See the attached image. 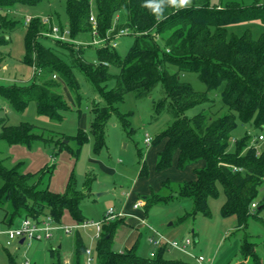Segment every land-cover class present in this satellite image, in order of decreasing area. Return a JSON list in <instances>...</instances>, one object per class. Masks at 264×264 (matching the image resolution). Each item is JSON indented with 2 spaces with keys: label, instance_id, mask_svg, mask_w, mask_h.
<instances>
[{
  "label": "trees",
  "instance_id": "1",
  "mask_svg": "<svg viewBox=\"0 0 264 264\" xmlns=\"http://www.w3.org/2000/svg\"><path fill=\"white\" fill-rule=\"evenodd\" d=\"M40 1L0 0V11L18 4L33 6ZM144 4L145 0H66L64 23L57 16L56 22L44 23L38 17L30 18L25 25L21 22L23 63L32 69V82L26 86L0 84V99L17 112L34 102L39 115L61 121L69 106L58 90L65 86L79 104L77 74H80L98 97L90 109L89 133L94 152L99 153L106 146V125L111 117L118 120L127 135L131 133L126 119L117 110L124 93L130 92L140 99L159 85L162 97L154 103V113L166 111L172 122L151 141L153 146H160L155 170L175 166L183 171L189 166L196 167L192 169V180H164L158 191L145 198V211L154 205L188 199L192 208L178 218L179 223L198 215L209 217L208 200L217 197L221 188L225 196L222 217H235L237 230H245L250 219L264 226V220L258 216L264 208V141L257 140L259 134H264V33L258 39H253L248 31L229 38L226 33V27L234 23L258 21L264 25V0H254L251 5L216 6H211L209 0H192L191 6L179 10L166 7L162 20H157ZM93 14L95 35L89 20ZM17 24L0 13V66L5 61L1 48L8 42L6 34ZM53 25L61 32L67 30L68 40L46 36ZM120 31L133 36L124 57L118 56L109 44ZM88 36L91 39L85 46L82 38ZM45 40L53 45L44 44ZM94 40H103L104 45L95 46L96 61H88L83 50L92 47ZM110 67L116 68L117 74H111ZM184 73L197 74L206 90L197 92L183 82L180 76ZM112 79L115 87L108 89L107 82ZM211 92H218L221 103L218 110H211ZM203 104L207 105V111L191 118L185 115L187 110ZM238 124L248 130L233 141L231 132ZM54 136L28 123L9 125L0 117V141L10 145L30 148L35 143L53 144L54 154H58L62 150L72 153L68 145L71 141L76 155L87 141L82 130L72 139ZM137 155L142 160L140 175L145 176L147 167L138 149ZM198 164L201 166L197 167ZM20 167L16 163L6 168L0 159L3 227L16 226L24 218L40 220L46 215L60 223L65 213L75 223L84 221L80 206L85 194L74 186L72 177L63 193H54L43 185L45 175L51 174L49 167L35 173L21 172ZM253 203H256L254 210ZM119 224V220L102 224L94 264H180L164 258V246L152 257L138 255L135 245L122 252L113 250V234ZM85 248L77 233L71 264H83ZM49 252L55 264H63L57 248ZM239 254L243 261L262 264L247 233L241 239Z\"/></svg>",
  "mask_w": 264,
  "mask_h": 264
},
{
  "label": "rangeland",
  "instance_id": "2",
  "mask_svg": "<svg viewBox=\"0 0 264 264\" xmlns=\"http://www.w3.org/2000/svg\"><path fill=\"white\" fill-rule=\"evenodd\" d=\"M66 0H41L36 5L26 6L18 4L13 9L1 10L13 21H17V26L6 34L8 42L1 48L5 55V61L0 66V78L9 80L0 81L1 85L8 86L12 83L28 85L32 82L31 68L23 63L24 57V28L30 18H41L42 21H55L57 16L61 23L66 20L65 15ZM254 0H209L211 6L240 4L251 5ZM94 16V14H93ZM54 22V23H55ZM248 31L253 39H258L264 33V25L258 21H247L234 23L226 27L227 38L231 35L240 36ZM90 36L82 38L85 46L89 45ZM81 40V39H80ZM133 36L131 34L121 35L115 40V52L118 56L124 57L131 44ZM44 44L52 46L50 41H43ZM83 50V56L88 61H96L95 44ZM7 68V72H1L2 67ZM111 74H117V69L110 67ZM183 82L192 86L197 92H204L206 87L198 79L195 73H184L180 76ZM80 84L81 99L79 104L73 99L69 90L61 86L58 92L63 96L69 106V110L63 114L61 121H53L41 116L36 111L34 102H30L21 112H17L4 100L0 99V117L6 119L9 125L20 123L32 124L37 129L49 132L57 137L72 139L79 130L87 135V141L81 146L79 153L75 155L76 148L71 141L68 143L70 150H62L54 154V145L35 143L30 148L23 145H10L0 141V159L6 168L13 167L20 163V171L24 173H35L47 166L51 170L43 178V185L48 186L51 191L63 193L69 178L74 180V186L78 190L90 187L92 199L84 200L80 210L86 221L102 222L104 215L109 209L117 214L120 208L119 200L122 191H128L137 181L139 171V159L136 149L144 153L147 145L144 142L145 135L152 140L158 133L167 128L172 122L171 116L166 112L159 115L154 113V103L162 97V91L158 85L152 90L150 95L144 98H135L130 92L123 95V100L117 105L118 113L126 119L128 130L127 135L115 117H111L106 125V146L99 152H94L93 137L89 133L91 121V106L98 101L92 85L83 76L77 74ZM115 80L107 82V88L115 87ZM213 105L211 110H218L221 107L218 92L209 93ZM207 111V105H197L185 112L189 118ZM248 130L247 126L238 124L231 132L232 140L239 139ZM64 141V140H63ZM232 148V147H231ZM75 155V156H74ZM146 158V157H144ZM119 160L121 162H119ZM146 160V159H144ZM147 165V163H146ZM182 174V173H181ZM183 174H186L184 172ZM0 180V187H1ZM100 195V196H99ZM225 201V196L221 188L218 189V196L208 200L209 217L201 215L194 219H186L178 222V218L186 212H190L192 204L188 199L172 200L164 205L151 206L147 213L145 224L147 229H140V236L136 239L137 254L145 257H152L159 246L148 243L150 230L158 231L166 237L178 243L185 238L191 239V244L187 252H181L170 246H166L164 258L180 264H197L195 257H203L204 263L211 264H254L252 261H243L239 254V246L244 233L252 237L255 243V253L262 264H264V226L250 219L245 230H237L235 217L224 218L221 216V206ZM1 216V213H0ZM258 216L264 220V208ZM67 218V217H66ZM60 222L64 225H71L73 222L67 218ZM1 229L5 227L1 226ZM149 228V229H148ZM149 230V231H148ZM83 244L89 248L93 255L95 245L98 240L91 230H79ZM75 235H70L61 240L62 248L60 255L67 259L66 254L71 251L72 241ZM3 238L0 237V264H55L50 256V249H56L55 241H34L30 245H12L5 247ZM4 245V246H3ZM115 251L124 250V245L119 242L112 244Z\"/></svg>",
  "mask_w": 264,
  "mask_h": 264
},
{
  "label": "crops",
  "instance_id": "3",
  "mask_svg": "<svg viewBox=\"0 0 264 264\" xmlns=\"http://www.w3.org/2000/svg\"><path fill=\"white\" fill-rule=\"evenodd\" d=\"M1 72L6 73L7 68L5 66L2 67ZM31 77H32V69H31ZM2 80L8 81L9 78L8 79L0 78V81H2ZM151 141L152 140L150 139L149 143H145L148 147L146 152L144 153V157H146V158L143 157V153L139 150L140 154H141V159H143V160L146 159V160H144V162H145V164L147 163V165H146L147 175H145V176L140 175L142 160L140 161V159L138 157L140 167H139V171H138L137 181L134 182V184L130 190L121 192L122 198L119 200L121 206L119 208V211H117V215H119V216L114 220V221L119 220L120 224L117 226V228L114 231L112 244H114V241L119 242L120 245H124V247H125L124 250L130 249L133 245H135V250H136L137 244L135 241L137 239V236H140L139 230L140 229H147V226L145 224V219H146L145 215H146L147 211H145V209H144L145 198L147 196H149L152 192L158 191V189L161 186V183L164 180L181 182V181H189V180H192L194 178V176L192 174V169L196 166H189L183 171H179L175 168V166H172L171 168H169L167 170L157 172L155 170V164H156V159H157V152L160 150V146H153ZM136 153H137V149H136ZM119 162H121V161L119 160ZM198 166H201V164H198L197 167ZM184 172H186V174H183ZM66 185H67V183H66ZM66 185H65V188H66ZM82 191L85 194L84 200L92 199L90 187L86 188V189L84 188V189H82ZM52 192L58 193L56 191H52ZM82 203H84V201ZM82 203H81V205H82ZM137 204H138V206H136ZM66 217L70 220V222L71 221L73 222L72 224L75 223L70 218L68 213H65L63 215L61 222L65 219V223H67L68 220H66L67 219ZM1 226L2 225L0 224V227ZM78 232L79 231L74 232L73 234L76 235ZM153 232H154V230H150L149 238L153 235ZM155 232H158V231H155ZM158 233H160V232H158ZM73 234H71V235H73ZM162 235L165 236L164 234H162ZM0 237L3 238L2 244H4V241H5L4 235H0ZM67 237L68 236H63V235H61V233L57 232V233H55V235L53 236L52 239L47 240L50 242L55 241L57 243L58 254H59V257H60L63 264H71L72 259H73L74 238L75 237L73 238V241H72L71 251L69 253H67L65 256V257H67V259H65L64 257H62L60 255V250L62 248L61 240H63L64 238H67ZM166 238L169 239L168 237H166ZM169 240H171V239H169ZM148 243H149V241H148ZM14 244L21 245L19 243V241L13 243L12 245H14ZM28 245H30V244H28ZM150 245H152V244H150ZM161 246L166 247L167 245H161ZM161 246H159V247H161ZM122 251L123 250L118 251V252H122ZM93 256L95 259V252H94ZM143 257H145V256H143ZM84 260H85V255H83V264H84ZM228 262L229 261H227L225 263L227 264ZM207 263L211 264V262H207Z\"/></svg>",
  "mask_w": 264,
  "mask_h": 264
},
{
  "label": "built area",
  "instance_id": "4",
  "mask_svg": "<svg viewBox=\"0 0 264 264\" xmlns=\"http://www.w3.org/2000/svg\"><path fill=\"white\" fill-rule=\"evenodd\" d=\"M89 20L93 29L92 33L93 35H95L96 21L94 19V16L91 15ZM28 22L29 20L26 21V23ZM43 22L47 23L48 20H44ZM126 33L127 31H120L119 33H117L114 36V38L109 42L110 46L115 48L116 46L115 40H117V38L120 37L121 35H125ZM67 34H68L67 30L61 32L56 25H53L51 27L50 32L46 33L45 35L54 40L65 41L68 40ZM93 44H95L96 46H103L104 41L94 40ZM53 78L55 77L53 76ZM257 140L260 142L264 141V134L262 133L259 134ZM149 141L150 138L146 134L144 142L149 143ZM136 206H138V204ZM255 208H256V203H253L251 205V209L254 210ZM118 216L119 215L114 214L112 209H109V211L106 212V214L104 215L103 217L104 220L102 222H92V221L84 220L82 222L74 223L72 225H64L61 223H57L50 215H46L40 220L24 218L20 220L16 226L0 229V235H4L5 237V241H4L5 247H9L13 243L20 241L21 239H23V243L30 244L31 242L34 241L50 240L57 232L61 233V235L63 236H69L74 232L84 229L92 230L94 236L96 238H99L101 234L102 224L114 221ZM148 241L150 244L154 246L167 245L181 252H187V249L191 244V240L189 238H185L182 242L178 243L177 241L167 239L165 236L155 231L153 232V235L148 239ZM84 255H85L84 264H94L95 259L92 251L89 248H85ZM195 260L197 264H205L204 259L201 256L195 257Z\"/></svg>",
  "mask_w": 264,
  "mask_h": 264
},
{
  "label": "clouds",
  "instance_id": "5",
  "mask_svg": "<svg viewBox=\"0 0 264 264\" xmlns=\"http://www.w3.org/2000/svg\"><path fill=\"white\" fill-rule=\"evenodd\" d=\"M192 0H145L144 6L155 14L157 20L165 18L164 10L170 6L176 10L191 6Z\"/></svg>",
  "mask_w": 264,
  "mask_h": 264
},
{
  "label": "water",
  "instance_id": "6",
  "mask_svg": "<svg viewBox=\"0 0 264 264\" xmlns=\"http://www.w3.org/2000/svg\"><path fill=\"white\" fill-rule=\"evenodd\" d=\"M19 243L22 244V243H23V239H21V240L19 241Z\"/></svg>",
  "mask_w": 264,
  "mask_h": 264
}]
</instances>
